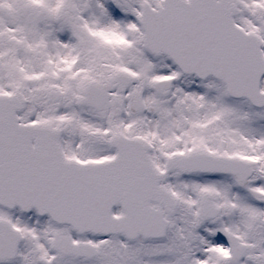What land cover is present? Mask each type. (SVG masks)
Wrapping results in <instances>:
<instances>
[{"label":"snow or ice","instance_id":"6c2138e0","mask_svg":"<svg viewBox=\"0 0 264 264\" xmlns=\"http://www.w3.org/2000/svg\"><path fill=\"white\" fill-rule=\"evenodd\" d=\"M0 264H264V0H0Z\"/></svg>","mask_w":264,"mask_h":264}]
</instances>
